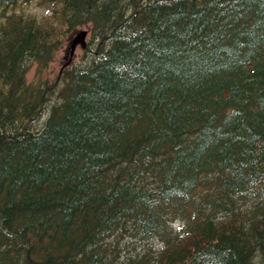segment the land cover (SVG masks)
I'll return each mask as SVG.
<instances>
[{
	"label": "trees",
	"instance_id": "trees-1",
	"mask_svg": "<svg viewBox=\"0 0 264 264\" xmlns=\"http://www.w3.org/2000/svg\"><path fill=\"white\" fill-rule=\"evenodd\" d=\"M30 1L0 0V264H264V0Z\"/></svg>",
	"mask_w": 264,
	"mask_h": 264
},
{
	"label": "rangeland",
	"instance_id": "rangeland-1",
	"mask_svg": "<svg viewBox=\"0 0 264 264\" xmlns=\"http://www.w3.org/2000/svg\"><path fill=\"white\" fill-rule=\"evenodd\" d=\"M10 13L14 15L35 16L37 18H47V16H49L47 9L41 5V0H31L26 4L18 3L10 9ZM83 30L88 31V29ZM76 33H78V31ZM76 33L65 40L62 48L58 50L57 54L54 55L53 60L48 63L46 68L43 69L44 66L40 67V65H38L36 62L29 63L26 70V80L28 82H34L37 77L41 80L53 82L57 79V77L62 75L64 69L73 66V64L76 62L78 63L82 55V53H80L78 43L75 44L73 50H70L74 39L73 37ZM88 41L89 35L86 36V43ZM38 69H41L39 70V73L37 72ZM48 111L49 108L45 107L42 114H48ZM44 118L45 116L41 118L39 122L40 125H42V123L45 121ZM174 228H176V226H174ZM255 264L261 263L260 261L256 260Z\"/></svg>",
	"mask_w": 264,
	"mask_h": 264
},
{
	"label": "water",
	"instance_id": "water-1",
	"mask_svg": "<svg viewBox=\"0 0 264 264\" xmlns=\"http://www.w3.org/2000/svg\"><path fill=\"white\" fill-rule=\"evenodd\" d=\"M86 36V32H79L73 39V42H72V45H71V50L74 49V46L76 43L80 44L82 47H84V43H83V40Z\"/></svg>",
	"mask_w": 264,
	"mask_h": 264
}]
</instances>
